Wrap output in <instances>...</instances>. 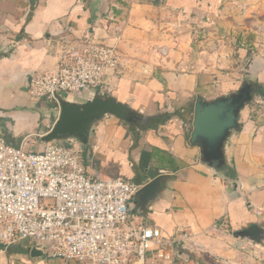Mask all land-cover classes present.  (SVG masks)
I'll return each mask as SVG.
<instances>
[{
    "label": "crops",
    "instance_id": "1",
    "mask_svg": "<svg viewBox=\"0 0 264 264\" xmlns=\"http://www.w3.org/2000/svg\"><path fill=\"white\" fill-rule=\"evenodd\" d=\"M89 3L0 0V134L11 145L43 149L39 139L58 111L30 97L29 79L54 68L61 39L92 28L118 52L119 66L106 76L109 96L142 121L107 115L94 124L88 175L140 185L162 176L156 201L141 212L136 197L129 207L166 239L188 234V248H179L172 264H264V242L232 236L254 225L264 230V0H106L98 22ZM243 82L258 91L224 145L226 165L236 173L231 184L201 162L189 137L196 98L212 101ZM62 97L76 104L93 99L91 93ZM157 115L167 118L142 128L144 118ZM31 247L26 240L0 246V264H64L32 260Z\"/></svg>",
    "mask_w": 264,
    "mask_h": 264
},
{
    "label": "built area",
    "instance_id": "2",
    "mask_svg": "<svg viewBox=\"0 0 264 264\" xmlns=\"http://www.w3.org/2000/svg\"><path fill=\"white\" fill-rule=\"evenodd\" d=\"M111 32L119 31L112 26ZM103 39L88 30L75 40L61 39L54 68L31 75L30 97L57 111L62 96L108 97L106 76L117 70L119 56ZM43 145L29 151L0 134V246L26 240L42 246L46 259L64 264H172L178 249L188 248V234L166 239L131 214L143 185L92 178L73 140Z\"/></svg>",
    "mask_w": 264,
    "mask_h": 264
},
{
    "label": "water",
    "instance_id": "3",
    "mask_svg": "<svg viewBox=\"0 0 264 264\" xmlns=\"http://www.w3.org/2000/svg\"><path fill=\"white\" fill-rule=\"evenodd\" d=\"M105 5L106 0H90L89 8L93 22L101 19ZM257 91L258 89L251 83L243 82L234 92L212 101L206 102L199 97L196 98L189 142L199 148L201 162L216 173H220L226 164L224 157L226 140L232 132L239 129L240 113L253 100ZM107 115L127 124H140L142 121L140 115L127 103L112 96L95 97L83 104L61 99L57 120L39 141L48 143L73 140L85 146L88 144L92 126ZM161 181L162 176H158L142 186L136 199L139 211H144L147 205L157 200L162 189ZM232 236L254 244L264 242V230L255 225L234 231ZM30 257L34 261H43L46 259L45 250L42 246L34 244L30 250Z\"/></svg>",
    "mask_w": 264,
    "mask_h": 264
},
{
    "label": "trees",
    "instance_id": "4",
    "mask_svg": "<svg viewBox=\"0 0 264 264\" xmlns=\"http://www.w3.org/2000/svg\"><path fill=\"white\" fill-rule=\"evenodd\" d=\"M88 31L93 32V29L90 28V29H88ZM166 118H167V116L163 118V115H157L156 117H151V118H144V123L142 124V128L143 129L152 128V126H153V124H155V122L161 123L163 121V119H166ZM58 142H63V141H58ZM80 148L82 150V161L84 164H86V145L85 146L80 145ZM220 174L224 178V181H226L227 183L233 184L235 179H236L235 170L233 169V167L228 166L226 164H225L223 170L220 172Z\"/></svg>",
    "mask_w": 264,
    "mask_h": 264
},
{
    "label": "rangeland",
    "instance_id": "5",
    "mask_svg": "<svg viewBox=\"0 0 264 264\" xmlns=\"http://www.w3.org/2000/svg\"><path fill=\"white\" fill-rule=\"evenodd\" d=\"M41 103H43L47 109H54L52 105H50L47 101L40 100ZM53 120V116H51V121ZM44 130V129H43ZM41 150V149H40Z\"/></svg>",
    "mask_w": 264,
    "mask_h": 264
}]
</instances>
